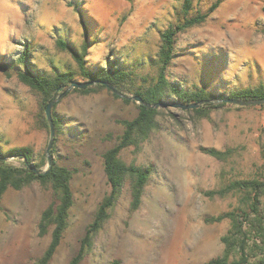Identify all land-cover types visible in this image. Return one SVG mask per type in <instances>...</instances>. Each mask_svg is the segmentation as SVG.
I'll return each instance as SVG.
<instances>
[{
  "label": "rangeland",
  "instance_id": "rangeland-1",
  "mask_svg": "<svg viewBox=\"0 0 264 264\" xmlns=\"http://www.w3.org/2000/svg\"><path fill=\"white\" fill-rule=\"evenodd\" d=\"M183 1L0 0V149L28 148L35 164L46 156L51 139L50 128L40 121L46 116L39 95L17 77L24 71L16 64L24 45L31 49L30 70H71L76 73L73 82L83 84L71 54L57 41L79 52L86 30L85 66L96 69L105 67L106 60H117L132 71V90L156 78L160 34L182 18ZM215 3L218 7L209 13ZM197 13L208 16L178 33L169 82L183 91L205 89L214 95L264 84V0H192L190 17ZM74 89L56 97L51 109L63 127L54 136L52 157L73 173L74 203L50 264H68L77 253L86 227L109 193L102 155L122 134L120 121L135 118L139 105L107 90L82 94ZM156 119L158 128L147 141L120 154L127 164L151 169L140 207L131 211L126 181L82 264H204L220 257V239L230 221L207 223L205 218L235 212L244 196L205 193L229 182L264 178V104L225 106L203 117L160 107ZM200 148L233 149L234 154L218 161ZM7 163L24 167L18 158ZM40 169H47V161ZM54 201L50 187L38 183L5 193L0 203V264L36 263L51 240V231L39 235L40 217ZM260 213L264 217V195ZM249 246L250 264H264V240L251 236Z\"/></svg>",
  "mask_w": 264,
  "mask_h": 264
},
{
  "label": "trees",
  "instance_id": "trees-1",
  "mask_svg": "<svg viewBox=\"0 0 264 264\" xmlns=\"http://www.w3.org/2000/svg\"><path fill=\"white\" fill-rule=\"evenodd\" d=\"M217 7L218 3L212 5L209 13H212ZM191 9L192 0H184L182 18L179 17L174 24L168 26L160 34V47L155 62L158 70L156 78L143 80L145 85L132 90L130 87H136L134 75L132 71L125 69L117 60H106L105 67L96 69H89L85 66L84 56L89 47L86 30H84V42L79 52L64 40L57 41L60 49L71 54L77 65L79 75L85 80L84 84L92 82L83 89H74V92L87 94L97 90H107L114 97L120 98L110 90L109 87H111L120 94L129 93L142 100V104L137 106L138 110L135 118L120 121L123 126L122 134L117 137L114 145L102 155L103 172L109 185V193L98 205L80 239L77 253L70 259L68 264H82L90 253L94 238L108 221L110 212L116 206L126 181H129L130 184L131 211H135L140 207L144 189L151 176V169L127 164L120 158V154L131 146L138 149L149 139L151 133L157 130L158 121L156 118L160 107H155L156 105L161 103L190 105L211 99L252 101L264 98V84L232 91L228 94L214 95L205 89L191 92L183 91L169 82L167 70L174 57V46L178 33L202 24L208 16V14L197 13L195 16L190 17ZM30 55V47L24 45L23 51L16 60V64L23 66L24 71L17 72V77L21 83L39 95L41 108L45 111L47 104L53 102L56 97L67 95L76 73L71 70L63 71L59 69H54L50 74L34 72L28 66V57ZM9 65L11 66V63ZM122 99L125 103L130 102L128 99ZM225 106L236 105L204 104L199 108L190 110V112L203 117L210 110ZM51 119L54 136L57 137L62 134V119L54 114L53 111ZM40 121L44 127L50 128L46 117L42 116ZM200 151L218 161H226L234 154L233 149L221 151L213 148H200ZM53 152L54 150L50 151L51 156ZM10 158L21 159L24 162V167L18 168L8 164L7 161ZM46 161L47 158L44 155L39 163L32 164V152L28 148H11L6 151L0 149V203L9 189L21 190L34 183L50 187L55 199L54 203L48 206L40 217L38 224L39 235L45 236L51 231V240L47 249L35 264L51 263L68 228L69 214L74 203L71 190L72 171L64 166L57 165L53 160L51 170L47 173H42L40 168L45 165ZM31 168H35L37 172L31 170ZM231 193L243 194L244 201L239 209L235 212L205 218L207 223H219L228 219L231 226L220 239L223 247L222 255L204 264H250V259L252 258L250 254L253 252L249 246L251 236L261 242L264 240V217L260 213L261 198L264 195V178L229 182L219 190L207 192L205 195L208 197H226ZM246 223L247 227L245 228ZM111 264L119 263L114 261Z\"/></svg>",
  "mask_w": 264,
  "mask_h": 264
},
{
  "label": "water",
  "instance_id": "water-1",
  "mask_svg": "<svg viewBox=\"0 0 264 264\" xmlns=\"http://www.w3.org/2000/svg\"><path fill=\"white\" fill-rule=\"evenodd\" d=\"M91 83L92 82L82 84V83L73 82L70 88L83 89V88L89 86V84H91ZM109 88L114 94H116L120 98H125L128 100H135L139 104H142V100L139 97H134V96L128 97V96H125L123 94L118 93L115 89H113L111 87H109ZM53 104H54V101L51 103H48L46 106V109H45V115H46V118H47V121H48L49 127H50L51 139H50L48 146L46 148L47 169L42 171V173H47L52 168L53 157L50 155V150H51V147L53 145V139H54V130H53L52 119H51V109H52ZM204 104H215V105L216 104H233L236 106H259V105L264 104V98L259 99V100H252V101H239V100H234V99H211V100L201 101L199 103L190 104V105H184V104H178V103H161V104L156 105L155 107L176 108V109H181V110L185 111V110H192L195 108H199V107L203 106ZM31 170L37 172L35 168H31Z\"/></svg>",
  "mask_w": 264,
  "mask_h": 264
}]
</instances>
